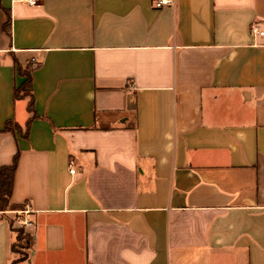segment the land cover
Returning a JSON list of instances; mask_svg holds the SVG:
<instances>
[{
	"label": "crops",
	"instance_id": "obj_1",
	"mask_svg": "<svg viewBox=\"0 0 264 264\" xmlns=\"http://www.w3.org/2000/svg\"><path fill=\"white\" fill-rule=\"evenodd\" d=\"M155 1L0 0V168L19 155L11 204L33 223L19 264H264V0Z\"/></svg>",
	"mask_w": 264,
	"mask_h": 264
},
{
	"label": "trees",
	"instance_id": "obj_2",
	"mask_svg": "<svg viewBox=\"0 0 264 264\" xmlns=\"http://www.w3.org/2000/svg\"><path fill=\"white\" fill-rule=\"evenodd\" d=\"M17 63V61H16ZM39 67V64L30 60L25 67L18 66V73L25 78L21 86L15 88L14 96L15 99H27V110L30 114V118L26 125V131L29 130L30 124L35 118H37L35 112V99L33 93V72ZM15 128L17 131L22 133V129L19 126H14L12 121H7L4 127V131L14 132ZM24 136L27 133L23 134ZM19 155L16 154L11 165L3 166L0 168V211H20L24 210L25 205L11 204V196L14 188V176L18 165ZM8 222L12 233L14 234V241L11 246V252L13 255L19 254L21 257L13 259L12 264H19L22 260L28 257L27 250L30 247L32 236L22 227H15L13 218L8 217Z\"/></svg>",
	"mask_w": 264,
	"mask_h": 264
},
{
	"label": "built area",
	"instance_id": "obj_3",
	"mask_svg": "<svg viewBox=\"0 0 264 264\" xmlns=\"http://www.w3.org/2000/svg\"><path fill=\"white\" fill-rule=\"evenodd\" d=\"M15 1L29 5H38L39 3H41L42 0H15ZM171 4H173V0L155 1L156 8H162L163 6L171 5ZM252 31L253 33H259L260 35H263V32H260L259 27L256 24L253 25ZM71 172L75 173V170L71 169ZM30 213H31V208L29 206H26L24 210H20V211H0V215H5V214L13 215L14 225H16V227H22L24 229L33 227L32 221L26 218L27 215H29Z\"/></svg>",
	"mask_w": 264,
	"mask_h": 264
},
{
	"label": "rangeland",
	"instance_id": "obj_4",
	"mask_svg": "<svg viewBox=\"0 0 264 264\" xmlns=\"http://www.w3.org/2000/svg\"><path fill=\"white\" fill-rule=\"evenodd\" d=\"M16 227V225H14ZM19 257H21L19 254H15L14 255V259H18Z\"/></svg>",
	"mask_w": 264,
	"mask_h": 264
}]
</instances>
